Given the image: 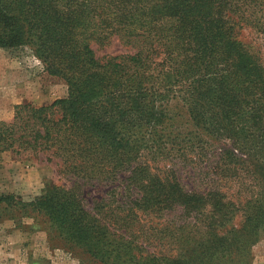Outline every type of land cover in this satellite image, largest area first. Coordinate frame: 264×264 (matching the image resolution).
Segmentation results:
<instances>
[{
    "label": "trees",
    "instance_id": "obj_1",
    "mask_svg": "<svg viewBox=\"0 0 264 264\" xmlns=\"http://www.w3.org/2000/svg\"><path fill=\"white\" fill-rule=\"evenodd\" d=\"M248 26L264 34V0H0V48L30 46L48 73L68 86L66 96L50 103L16 104L12 119L0 121V151L47 153L74 177L70 187L48 186L29 201L0 195V204L43 216L53 247L83 255L82 262L219 264L229 239L247 247L251 235L229 236L233 229L194 234V219L164 226L165 232L180 230L178 238L188 231L184 255L157 257L143 254V246L109 220L132 225L140 213L174 210L188 218L215 201L216 220L223 224L220 187L188 191L178 175L200 159L204 145H195L192 130L174 133L180 113L155 101L181 88L193 125L210 135H235L231 120L242 107L240 91L264 94V68L234 37ZM112 36L131 51L97 57L91 43L103 45ZM204 79L211 82L207 88ZM249 101L253 112L258 99ZM246 161L264 168V160ZM258 167L257 182L264 183ZM97 184L111 187L105 192L115 203L107 207L111 216L101 211L105 199L101 205L95 198L91 209L84 204L79 190ZM256 216L246 217L253 229Z\"/></svg>",
    "mask_w": 264,
    "mask_h": 264
},
{
    "label": "rangeland",
    "instance_id": "obj_2",
    "mask_svg": "<svg viewBox=\"0 0 264 264\" xmlns=\"http://www.w3.org/2000/svg\"><path fill=\"white\" fill-rule=\"evenodd\" d=\"M234 35L237 42L257 56L264 68V34L248 26L238 29ZM91 47L99 58L105 54L117 55L131 51L117 36L110 37L103 45L92 42ZM234 82L233 78L227 81L228 85ZM208 83L211 82L204 79V88H207ZM67 89L64 79L49 74L30 46L0 48V121L12 119L16 104H47L66 96ZM260 90L249 96L242 95L244 90L240 91L238 99L242 107L239 114L231 120L232 131L235 133L231 136H219L218 133L210 135L200 126L193 125V119L188 117L183 104L181 88L169 93L164 101H155L156 106L167 102L166 107L173 106L174 111L180 113L177 120L180 126L174 133L192 130L195 145L203 144L205 147L203 155L197 154L199 160L179 170L178 175L184 188L188 191H204L214 186L220 187L218 189L224 196L223 211L227 213V217L223 224L216 220L220 213L215 211L214 201L202 210L204 214L198 210L197 214L188 218L182 215L181 210H174L166 215L140 213L132 225L129 220L123 223L121 218L116 217L115 221L114 218L110 219L114 227L119 231V228L124 227L127 234L143 246V254L154 253L157 257L166 258L183 256L188 246L183 239L188 231L180 233L178 238L180 230L165 232L164 226L172 229V223L178 225L195 219L198 226L193 228V232L197 235L207 234V230L224 234L230 229L233 230L228 235L232 237L243 236L244 233L251 235L252 239L247 247H241L237 241L229 239V249L225 251L226 256L221 258L219 264H264V183L257 182L258 166L253 169L246 161L264 160V138L261 135L264 131V94ZM226 94L224 98L229 102L232 94ZM251 97L258 99V107L253 112L248 105ZM206 107L210 108L207 104ZM249 130L253 133L246 135ZM182 138L183 135H180L176 142ZM258 168L260 172H264V168ZM217 179L220 186L213 182ZM73 183L74 177L60 171L55 161L47 159V153L0 151V195H12L15 199L29 201L42 194L48 186L70 187ZM123 183L122 180L118 181L119 186ZM110 188L106 184L84 185L82 192L79 191L89 209L95 204V198L99 202L105 199L101 211L107 210L110 214L107 207L115 205L107 199L105 193ZM249 213L257 215L251 221L257 224V228L253 229L246 223ZM43 221V216H25L20 210L4 209L0 204V264H97L88 259H83L82 262L83 255L81 258L63 248L53 247Z\"/></svg>",
    "mask_w": 264,
    "mask_h": 264
}]
</instances>
